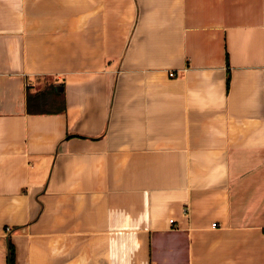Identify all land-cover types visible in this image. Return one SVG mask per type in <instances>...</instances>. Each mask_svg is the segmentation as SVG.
<instances>
[{
	"label": "crops",
	"instance_id": "0c3cea01",
	"mask_svg": "<svg viewBox=\"0 0 264 264\" xmlns=\"http://www.w3.org/2000/svg\"><path fill=\"white\" fill-rule=\"evenodd\" d=\"M0 264H264V0H0Z\"/></svg>",
	"mask_w": 264,
	"mask_h": 264
},
{
	"label": "built area",
	"instance_id": "2783aa9c",
	"mask_svg": "<svg viewBox=\"0 0 264 264\" xmlns=\"http://www.w3.org/2000/svg\"><path fill=\"white\" fill-rule=\"evenodd\" d=\"M169 74H170V75H172V74H173V72L171 71V72H169ZM170 221H172V219H170ZM212 225H215V223H214V222H212Z\"/></svg>",
	"mask_w": 264,
	"mask_h": 264
},
{
	"label": "trees",
	"instance_id": "16d2710c",
	"mask_svg": "<svg viewBox=\"0 0 264 264\" xmlns=\"http://www.w3.org/2000/svg\"><path fill=\"white\" fill-rule=\"evenodd\" d=\"M12 253V252H11Z\"/></svg>",
	"mask_w": 264,
	"mask_h": 264
}]
</instances>
